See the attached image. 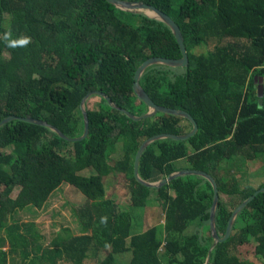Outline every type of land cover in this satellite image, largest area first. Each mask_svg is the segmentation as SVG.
<instances>
[{
	"label": "trees",
	"instance_id": "trees-1",
	"mask_svg": "<svg viewBox=\"0 0 264 264\" xmlns=\"http://www.w3.org/2000/svg\"><path fill=\"white\" fill-rule=\"evenodd\" d=\"M122 1L152 5L179 27L188 65L152 66L141 84L158 105L186 111L198 124V132L188 139L153 142L141 158L140 174L155 181L157 172L163 178L185 168L210 173L218 183L216 226L223 235L236 206L264 187V180L241 186L234 174L230 184L233 177L226 174L241 169L247 159L264 157V92L259 97L264 0ZM7 32L13 40L29 37L31 43L8 47ZM152 57H181L169 27L106 0H0V124L12 117L29 118L78 138L86 126L82 102L91 92L106 93L122 109L143 116L150 109L135 92V73ZM100 98L96 108L91 99L87 102L90 134L79 142L21 120L0 129V233L10 236V250L21 252L31 264H57L58 258L73 264L91 258L117 264V256L127 252L133 254L130 264H205L213 244L210 181L183 175L152 188L135 176L136 155L147 138L189 133L191 122L164 113L135 121ZM121 142L124 156L113 165L112 150ZM65 147L72 148L71 155ZM86 170L95 173L80 174ZM115 172L126 174L134 207H146L153 189L158 191L166 210L163 229L150 225L134 233L132 213L108 195L106 184ZM65 184L87 199L76 210L82 234L63 229L54 248L39 244L31 255L21 227L10 219L28 208L43 209ZM226 195L232 200L227 202ZM190 226L193 231L187 233ZM244 244L253 245L264 264V192L238 214L231 235L213 248L208 264H255L242 254ZM9 262V251L0 249V264Z\"/></svg>",
	"mask_w": 264,
	"mask_h": 264
},
{
	"label": "rangeland",
	"instance_id": "rangeland-1",
	"mask_svg": "<svg viewBox=\"0 0 264 264\" xmlns=\"http://www.w3.org/2000/svg\"><path fill=\"white\" fill-rule=\"evenodd\" d=\"M6 59H10V54L6 53L4 56ZM101 97V96H100ZM98 96L91 97V108H96L101 101ZM71 147H65L64 152L70 153ZM67 154V155H68ZM71 155V153H70ZM124 156L123 143H119L115 149L112 150L110 156V163L116 164V162ZM241 169L234 168L233 171L227 172V178L236 176L241 186H245L251 182L253 185H259L264 180V157L258 160H246L240 166ZM235 172V173H234ZM244 172V173H243ZM95 172L93 170H86L80 174L83 176H91ZM157 178L162 177V173H158ZM235 178L229 179L232 184ZM127 176L125 173H114V178L107 181V191L110 198L115 197L118 201L119 208L123 211H130L133 215L134 221V233H141L145 231L150 225H159L163 229V223L166 220V210L163 205V201L159 199V194L156 189H153L152 197L146 207H134L132 206V193L128 184ZM20 192V189L16 190L14 197ZM225 200L231 201L233 197L226 195ZM87 199L76 188L71 185H63L61 189L56 191L50 198L47 205L41 209L28 208L24 211H20L10 219V224L19 225L20 233L26 237L27 242L25 249L35 255L34 251L37 245L42 244L45 249L50 250L56 246L55 240L63 229L70 228L74 235L82 234V226L77 216V211H81V207L86 205ZM230 206V202H229ZM77 210V211H76ZM193 231V227L190 226L186 232ZM35 237H39L38 240ZM11 239L8 233L3 230L0 233V249L9 251V264H31V260H25L24 255L21 252L14 253L11 248ZM23 248V247H21ZM242 254L254 261L255 264H260L255 254V248L251 244H244L240 247ZM11 252V253H10ZM133 258L132 252H127L117 256V264H130ZM102 259V258H101ZM98 259H87L85 264H100ZM57 264H73L71 261L65 258H58ZM169 264V263H167ZM177 264V263H170Z\"/></svg>",
	"mask_w": 264,
	"mask_h": 264
},
{
	"label": "water",
	"instance_id": "water-1",
	"mask_svg": "<svg viewBox=\"0 0 264 264\" xmlns=\"http://www.w3.org/2000/svg\"><path fill=\"white\" fill-rule=\"evenodd\" d=\"M106 1L108 3H110L111 5H114L116 8L124 11V12L140 14V15H143V16H146L148 18L155 19V20H158V21L164 23L165 25H167L169 27V30L171 31V33L174 36V39L178 45V48H179V51L181 54V57L179 59H167V58H162V57H152V58H149L148 60H146L145 62H143L138 67V69L135 73L136 74L135 85H134L135 92L138 95V97L144 103L147 104V106L150 109L149 112L143 116H136V115L132 114L131 112H129L125 109H122L117 104H115L112 101V99L106 93L91 92L84 98V100L82 102V110H83V113L85 116L86 126H85V133L78 138H70V137L66 136L64 133H62L61 131H59L58 129H56L52 126H49L45 122L37 121V120L29 119V118H27V119H20V118H16V117L9 118L0 124V129H2L6 125H8L14 121L21 120V121L29 123V124L49 127L51 130L58 133L64 140H66L68 142L74 143V142L82 141L83 139L87 138L90 134V121H89V115H88V112L86 109V105H87V102L89 101V99L93 96H101V97L105 98L111 107H113L119 111H123L125 114H127L129 117H131L135 121L147 120L149 118H152V117L158 115L159 113H164V114L177 116V117H183V118L189 120L193 126L192 130L189 133H184V134L160 133V134H156V135H153V136L147 138L142 143V145L140 146L138 153L136 155V159H135V176L141 183L145 184L146 186L152 187V188H160V187L168 184L169 181H171L172 179H174L178 176H183V175H200V176H203L204 178H206L207 180L210 181V183L212 184L213 189H214V197H213V202H212V206H211V210H210V221H209V229H210L211 235L213 237V244L209 249L208 256L206 259L205 264H208L213 248L219 242H224L225 240H227L229 238V236L231 235V233L233 231L234 223H235V220H236L238 214L242 211V209L245 206H247L255 198V196L259 192H264V187L255 191L252 195L247 197L240 204H238V206H236V208L233 210V212H232V214L228 220L226 231L222 235L218 232L217 226H216V210H217V205H218L219 199H220L218 183H217L216 179L214 178V176H212L210 173H208L204 170L185 168L182 170L172 172L167 177L162 178L159 181H148V180H145L141 176V174H140L141 158H142L144 152L146 151V149L153 142L160 140V139H165V138L185 140V139H188L191 136L195 135L198 132V124L195 121V119L188 112L183 111V110H179V109H172V108H168V107L158 105L151 98V96L148 94V92L144 89V87L141 84L142 76L148 68L155 66V65H163V66H167L170 68H184L188 65V56H187L186 48H185L184 43H183V37H182V34L179 30V27L169 17V15L160 11L159 9H157L156 7H154L152 5L141 3V2L122 1V0H106ZM148 13H152L154 15L151 16ZM263 92H264V84L262 83V80H261V86L259 87V97H262Z\"/></svg>",
	"mask_w": 264,
	"mask_h": 264
},
{
	"label": "clouds",
	"instance_id": "clouds-1",
	"mask_svg": "<svg viewBox=\"0 0 264 264\" xmlns=\"http://www.w3.org/2000/svg\"><path fill=\"white\" fill-rule=\"evenodd\" d=\"M11 32H7L4 35V39L7 42L8 47L16 48V47H25L29 43H31V40L29 37H22L18 40L11 39ZM102 222H106V218H102Z\"/></svg>",
	"mask_w": 264,
	"mask_h": 264
},
{
	"label": "crops",
	"instance_id": "crops-1",
	"mask_svg": "<svg viewBox=\"0 0 264 264\" xmlns=\"http://www.w3.org/2000/svg\"><path fill=\"white\" fill-rule=\"evenodd\" d=\"M158 173H160V172H157V176H159ZM162 178H163V177H159V178L155 179V181H159V180H161Z\"/></svg>",
	"mask_w": 264,
	"mask_h": 264
},
{
	"label": "bare ground",
	"instance_id": "bare-ground-1",
	"mask_svg": "<svg viewBox=\"0 0 264 264\" xmlns=\"http://www.w3.org/2000/svg\"><path fill=\"white\" fill-rule=\"evenodd\" d=\"M149 15H151V16H153L154 14H152V13H148Z\"/></svg>",
	"mask_w": 264,
	"mask_h": 264
}]
</instances>
